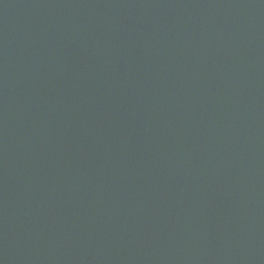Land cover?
Returning a JSON list of instances; mask_svg holds the SVG:
<instances>
[{
    "label": "water",
    "instance_id": "95a60500",
    "mask_svg": "<svg viewBox=\"0 0 264 264\" xmlns=\"http://www.w3.org/2000/svg\"><path fill=\"white\" fill-rule=\"evenodd\" d=\"M0 264H264V0H0Z\"/></svg>",
    "mask_w": 264,
    "mask_h": 264
}]
</instances>
